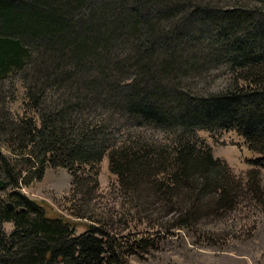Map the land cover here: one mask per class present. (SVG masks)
I'll return each instance as SVG.
<instances>
[{"label": "trees", "instance_id": "16d2710c", "mask_svg": "<svg viewBox=\"0 0 264 264\" xmlns=\"http://www.w3.org/2000/svg\"><path fill=\"white\" fill-rule=\"evenodd\" d=\"M221 69L222 90L201 85ZM199 131L236 132L264 170V0H0V264H128L163 231L263 200L258 172L243 184ZM105 157L121 221L150 234L92 217ZM59 168L69 217L22 191Z\"/></svg>", "mask_w": 264, "mask_h": 264}, {"label": "rangeland", "instance_id": "374dc122", "mask_svg": "<svg viewBox=\"0 0 264 264\" xmlns=\"http://www.w3.org/2000/svg\"><path fill=\"white\" fill-rule=\"evenodd\" d=\"M230 77L225 69L214 72L213 75L203 77L202 86H210L211 91H220L227 84ZM188 82L193 78L187 79ZM25 96L22 89L19 90L18 99L12 104V110L16 114H22L24 110ZM134 126V125H133ZM136 134L134 137L147 141L149 144L167 147L175 138L171 132L156 129L154 127H132ZM198 137L205 145L211 148L215 158L223 161L230 168L237 179L245 184L251 175V171H257L259 180L264 190V170L253 166L252 161L259 155L250 151L245 140L236 132L226 131H199ZM100 190L93 201L92 217L96 219L112 218L119 222L120 227H128L123 233L129 231H142L147 233L145 227H140L135 221H121L124 215H118L122 200L118 192L117 177L109 170V161L105 157L99 168ZM72 177L68 170L48 169L42 181L32 188H24L22 191L31 198L45 200L57 211L67 217L72 197ZM223 216L209 218L201 224L190 229L172 232L163 231L160 237H156V248L139 253L128 258V264H264V198L255 202L241 196L237 199L236 207L223 212ZM153 219L167 220L169 217L151 216ZM75 221H80L76 220ZM82 220L80 223H86ZM10 233L12 223L4 225ZM86 231L82 225L78 234ZM146 231V232H144ZM153 233V230H148ZM157 231V230H156ZM149 236V235H145Z\"/></svg>", "mask_w": 264, "mask_h": 264}, {"label": "water", "instance_id": "95a60500", "mask_svg": "<svg viewBox=\"0 0 264 264\" xmlns=\"http://www.w3.org/2000/svg\"><path fill=\"white\" fill-rule=\"evenodd\" d=\"M3 184H4L3 180L0 179V190L3 188ZM10 207H11V205H10Z\"/></svg>", "mask_w": 264, "mask_h": 264}]
</instances>
